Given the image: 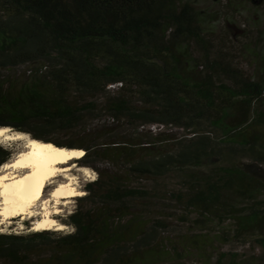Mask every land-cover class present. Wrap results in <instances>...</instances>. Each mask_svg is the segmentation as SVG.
I'll return each mask as SVG.
<instances>
[{
	"label": "trees",
	"instance_id": "1",
	"mask_svg": "<svg viewBox=\"0 0 264 264\" xmlns=\"http://www.w3.org/2000/svg\"><path fill=\"white\" fill-rule=\"evenodd\" d=\"M202 1L0 0V126L56 143L104 113L191 134L147 141L93 128L59 144L80 143L97 172L68 215L72 230L0 232V264H166L163 220L151 215L164 197L130 186L132 175L182 185L163 193L189 218L190 234L173 239L180 250L213 253L212 264H264V26L239 41L253 57L247 74L233 45L215 39L220 11ZM225 153L249 160L219 164ZM7 156L0 147V162ZM102 159L110 166L93 163ZM211 224L225 230L212 235ZM216 240L254 241L260 252L219 251Z\"/></svg>",
	"mask_w": 264,
	"mask_h": 264
},
{
	"label": "rangeland",
	"instance_id": "2",
	"mask_svg": "<svg viewBox=\"0 0 264 264\" xmlns=\"http://www.w3.org/2000/svg\"><path fill=\"white\" fill-rule=\"evenodd\" d=\"M202 5L207 6L210 9H218L221 15L217 19L214 35L215 39H219L221 37L222 40L226 41L233 45L231 52L235 53V60L238 63L245 73L249 74L253 70V57L249 53V47L239 45L241 41L249 43L251 41V37L254 35L255 30L258 27L264 26V4L260 6H253L250 0H204L201 2ZM228 19V22H227ZM229 30L234 31L235 34L231 33ZM240 41V42H239ZM112 88V86H111ZM262 108H264V94L261 98ZM8 127V126H7ZM11 132H21L24 133L26 137H32L29 133L17 131L12 129ZM93 128H101L103 132H108L109 137L113 136L115 139H120L123 135H131V136H139L143 139L151 140L148 138L151 134H154L158 131H164L167 133H171L175 140L184 139L189 137L188 131L184 130L181 127L173 126V125H161L158 123L152 124H123V123H115L112 119L104 113H99V116L89 120L87 123V127L85 129H79L74 131L68 135H54L53 138L55 142L59 145L62 143H68V141L77 140L80 137H86V134L89 129ZM210 137H214V133L212 131H208ZM216 136V135H215ZM33 138V137H32ZM215 140V141H214ZM213 142L216 145H221L216 139L213 138ZM55 143V144H56ZM175 143V142H171ZM23 140H11V141H1L0 147L4 152L8 154L7 158L4 161L11 160L16 152L22 148ZM72 145L77 146L82 149V153L84 155V148L81 147L80 143L74 142ZM63 146V145H62ZM170 146H172L170 144ZM242 160L247 161L249 157L247 155H228L224 154L220 156L217 160L219 164H228L230 161ZM3 161V162H4ZM83 156L79 159H72L68 162L73 166L72 174L75 175V187L78 190L83 191V195L86 193L85 184L91 180H94L97 177V172L92 166H88L83 164L84 162ZM0 162V165L3 163ZM93 163L99 168H106L110 166V163L107 160H96ZM77 167H86L89 169V175L82 173V171L76 170ZM264 168V164L262 165ZM93 177V178H91ZM62 177L59 175L53 178V181H57ZM127 183L133 187H146L150 189H154L161 192V196L164 197L162 201L163 207L160 210L154 211L149 210L151 215L159 216L160 219L163 220V225L160 226L162 229V235L166 238V245L170 250V254L167 256L166 264H212L214 256L211 253L207 257H201L196 251L186 252L180 250L173 239H177L178 237H182L184 235H189L191 231V225L187 218L183 220L182 215H184V209L179 206L174 199H172L168 193L165 195L163 193L173 191L176 189H182V185L175 177L171 175H165L157 180H149L140 177H136L134 175L127 177ZM50 190L49 186H43L41 188V195H46ZM78 196H74L68 199V202L65 205H61V211L57 214H54L55 219L58 222L64 224V227L61 229H56L62 232H68L72 230V226L66 223L68 215L76 208L77 206V198ZM264 198V194L262 195ZM40 200H38L35 204V207H39ZM149 213V214H150ZM194 214H191V217ZM34 217H27L25 219H20L14 217L10 220L9 223L0 224V232H26L31 231L30 226ZM53 229V228H51ZM225 230L221 224H211L208 226V233H220L222 230ZM193 230V229H192ZM205 231V230H203ZM194 232L197 234L201 231L195 229ZM210 234V235H211ZM212 237V236H211ZM215 249L219 251H229V252H238L244 255L250 254H258L260 252V248L254 241H237V240H216Z\"/></svg>",
	"mask_w": 264,
	"mask_h": 264
},
{
	"label": "bare ground",
	"instance_id": "3",
	"mask_svg": "<svg viewBox=\"0 0 264 264\" xmlns=\"http://www.w3.org/2000/svg\"><path fill=\"white\" fill-rule=\"evenodd\" d=\"M19 139L23 140L22 148L11 160L0 165V224L9 223L14 217H34L31 230L61 229L64 224L58 222L54 214L61 211L60 206L69 198L83 195V191L75 187V175L70 172L73 166L68 162L81 158L82 149L26 137L24 133L11 132L9 127L0 126L1 141ZM5 164L16 167L3 168ZM76 170L89 175L86 167ZM59 175L62 178L53 181ZM43 186L50 187L46 195H41Z\"/></svg>",
	"mask_w": 264,
	"mask_h": 264
},
{
	"label": "snow or ice",
	"instance_id": "4",
	"mask_svg": "<svg viewBox=\"0 0 264 264\" xmlns=\"http://www.w3.org/2000/svg\"><path fill=\"white\" fill-rule=\"evenodd\" d=\"M32 143H35V142H32ZM48 147H51V146L49 145ZM73 155H75V153H73ZM80 155H83V153H80ZM2 167H3V168L16 167V165H15V164H13V165L5 164V165H3ZM0 179H2V178H0Z\"/></svg>",
	"mask_w": 264,
	"mask_h": 264
}]
</instances>
